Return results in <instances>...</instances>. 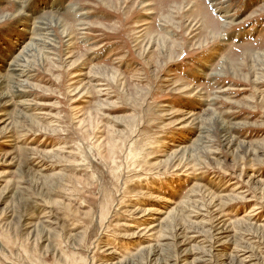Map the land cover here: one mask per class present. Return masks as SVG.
I'll use <instances>...</instances> for the list:
<instances>
[{
	"label": "rangeland",
	"instance_id": "rangeland-1",
	"mask_svg": "<svg viewBox=\"0 0 264 264\" xmlns=\"http://www.w3.org/2000/svg\"><path fill=\"white\" fill-rule=\"evenodd\" d=\"M0 264H264V0H0Z\"/></svg>",
	"mask_w": 264,
	"mask_h": 264
}]
</instances>
